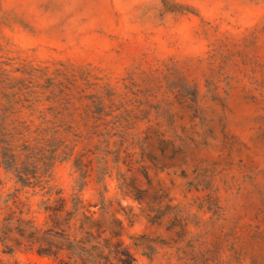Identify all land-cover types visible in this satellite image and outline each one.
Wrapping results in <instances>:
<instances>
[{
    "label": "rangeland",
    "instance_id": "374dc122",
    "mask_svg": "<svg viewBox=\"0 0 264 264\" xmlns=\"http://www.w3.org/2000/svg\"><path fill=\"white\" fill-rule=\"evenodd\" d=\"M0 126L42 179L0 167V264H264V0H0Z\"/></svg>",
    "mask_w": 264,
    "mask_h": 264
},
{
    "label": "trees",
    "instance_id": "16d2710c",
    "mask_svg": "<svg viewBox=\"0 0 264 264\" xmlns=\"http://www.w3.org/2000/svg\"><path fill=\"white\" fill-rule=\"evenodd\" d=\"M48 86H55V83L52 79H50ZM59 88L58 92H51V95L48 97L49 99H55L59 101V106L54 108L56 110L57 115H65V111H67L68 116H72V112H69V105L71 104V93L69 85L65 84L64 82H60L57 84ZM28 128V126L23 127H16V133L23 134L24 131ZM22 129V130H19ZM47 131V130H43ZM14 135L11 132H8L6 128L0 126V167L4 166L7 170L13 171L18 178V182L22 183L23 186H35L42 182L41 177L38 175V167L37 165H32L26 159L23 162H20L19 156L15 153V148L11 143V138ZM23 150L31 151L30 145L24 143L21 145ZM29 157V155L27 156ZM31 165L33 167H31ZM59 193V192H58ZM136 198L139 195H135ZM57 204H46L44 209L48 213V220L50 222L51 228L47 229L46 234H52V236L58 238V240H51L48 242V247L46 249L39 248L38 252L41 254H53L57 255L58 252L62 249L70 250L73 255H77L80 253L82 249L79 246V241L76 240L75 234L78 228H87V235L89 237L97 238L100 233L101 229L104 227V222L99 218H94L93 215H84L83 220H81V224L74 229V232L71 233L70 230L75 226L76 220H80V218L76 217V212L68 213V216L63 217L60 211L63 208V204L65 199L60 197L56 200ZM82 200L80 198H76L74 200L75 204V211L78 210L77 205L81 203ZM21 222L27 223L30 225L31 229H26L24 227L19 228L21 235L26 236L30 242L36 243L40 242L43 237L39 236V231L41 228L34 225V220H21ZM114 223L120 224L119 220H113ZM95 231L98 234H95ZM111 233L114 236H119L120 231L118 230H111ZM46 240V239H45ZM120 246L119 244L116 247ZM115 253L118 256L119 260L122 264H133L134 258L130 254L127 249H115Z\"/></svg>",
    "mask_w": 264,
    "mask_h": 264
}]
</instances>
